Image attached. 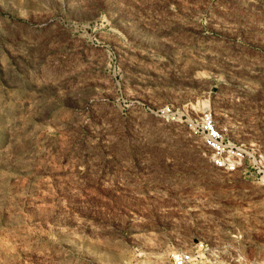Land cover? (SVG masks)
<instances>
[{"label": "rangeland", "instance_id": "obj_1", "mask_svg": "<svg viewBox=\"0 0 264 264\" xmlns=\"http://www.w3.org/2000/svg\"><path fill=\"white\" fill-rule=\"evenodd\" d=\"M198 242L190 264H264V0H0V264Z\"/></svg>", "mask_w": 264, "mask_h": 264}, {"label": "built area", "instance_id": "obj_2", "mask_svg": "<svg viewBox=\"0 0 264 264\" xmlns=\"http://www.w3.org/2000/svg\"><path fill=\"white\" fill-rule=\"evenodd\" d=\"M173 117V116H172ZM195 130L199 132L202 142L211 150V162L213 166L224 171H235L240 169L241 173L246 171L242 161L250 153L248 146L235 145L224 139V136L217 126L216 121L207 112L202 113L194 124ZM199 252L193 250H180L172 254V264H190L196 256L204 251L201 249V242L196 247Z\"/></svg>", "mask_w": 264, "mask_h": 264}]
</instances>
